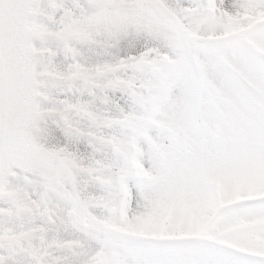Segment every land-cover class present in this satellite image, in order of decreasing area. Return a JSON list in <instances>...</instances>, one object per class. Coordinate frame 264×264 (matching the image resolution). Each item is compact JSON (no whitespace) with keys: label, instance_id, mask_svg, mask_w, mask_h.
<instances>
[{"label":"snow or ice","instance_id":"6c2138e0","mask_svg":"<svg viewBox=\"0 0 264 264\" xmlns=\"http://www.w3.org/2000/svg\"><path fill=\"white\" fill-rule=\"evenodd\" d=\"M0 264H264V0H0Z\"/></svg>","mask_w":264,"mask_h":264}]
</instances>
